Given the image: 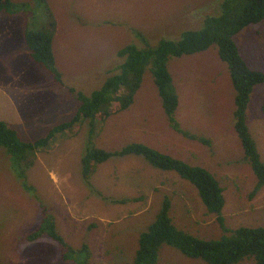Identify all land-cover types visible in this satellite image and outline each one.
I'll return each instance as SVG.
<instances>
[{
    "label": "rangeland",
    "instance_id": "1",
    "mask_svg": "<svg viewBox=\"0 0 264 264\" xmlns=\"http://www.w3.org/2000/svg\"><path fill=\"white\" fill-rule=\"evenodd\" d=\"M11 1L26 5L13 14L0 13V118H5L0 120L8 122L24 142L40 140L53 127L72 121L80 105L78 94L89 97L119 72V50L127 46L154 48L166 39L177 41L185 31L200 30L204 18L218 13L221 3ZM47 11L56 23L52 48L61 84L31 60L23 40L26 30L47 31ZM233 39L245 63L264 73V20L245 27ZM167 67L178 98L174 113L177 129L170 124L150 68L146 67L134 101L126 110L99 122L93 136L84 121L56 134L45 149L36 153L23 178L20 172L24 164L16 166L0 147V264H73L61 260L56 242L47 236L26 240L40 223L43 210L53 218L57 233L78 251L75 258L87 264L131 263L140 234L154 222L166 198L178 230L204 240L226 234L216 215L207 212L196 188L173 171L155 169L168 179H178L177 185L154 191L153 200L147 198L149 191L145 195L142 189L133 203L124 198L134 191H123L112 182L126 160L113 157L97 164L86 180L81 159L89 141L92 147L106 152L142 144L201 167L223 191L221 215L228 231L264 227V185L253 192L257 179L234 131L235 91L216 46L172 57ZM263 101L264 83L253 88L247 108V125L264 163ZM139 161L149 167L143 157ZM106 196L116 199L111 201ZM156 264L206 263L163 244ZM240 264L254 263L249 260Z\"/></svg>",
    "mask_w": 264,
    "mask_h": 264
},
{
    "label": "trees",
    "instance_id": "2",
    "mask_svg": "<svg viewBox=\"0 0 264 264\" xmlns=\"http://www.w3.org/2000/svg\"><path fill=\"white\" fill-rule=\"evenodd\" d=\"M25 5L17 6L11 0H0V13L13 14ZM47 14L49 17L47 31L26 30L23 40L31 60L40 65L55 83L61 84V75L55 67L52 48V34L56 23L50 11H47ZM263 20L264 0H221L219 12L204 18L200 30L185 31L177 41L161 40L154 48L140 49L136 46H127L119 50L117 56L122 59L119 72L106 79L101 88L89 97L78 94L80 105L72 121L53 127L44 138L24 142L7 122L0 120V147L6 150L9 159L16 166L24 164V169L20 172L23 178L24 170L35 161L36 153L45 149L56 134L61 135L67 128L84 121L88 123L89 135L93 136L94 127L99 122L126 110L134 101L146 67L150 68L165 114L172 127L177 129L174 113L178 106V98L171 87L168 61L172 57L205 51L214 45L219 59L228 68L235 91L234 131L240 140L244 158L256 176L257 183L253 192H257L264 185V163L260 159L247 125V108L253 88L264 83V73L251 69L245 63L233 38L245 27ZM136 36L143 40L140 34ZM261 109L264 114V101ZM204 143L208 144L207 141ZM87 145L81 159L82 174L86 180L90 178L97 164L112 157L142 156L154 168L173 171L193 185L207 212L216 215L217 223L226 233L219 239L204 240L178 230L172 223L169 215L171 204L166 198L154 222L140 234L138 250L129 264H156L163 244L177 249L187 258L200 259L206 264H240L249 260L254 264H264V227H239L228 231L221 215L224 206L223 191L205 169L190 166L142 144L128 145L117 152H106L92 147L90 141ZM43 236L56 242L64 263L87 264L86 261L82 262L75 258L78 251L57 233L53 218L44 210L40 223L26 236V240L32 242ZM82 249L86 251L87 247L83 246Z\"/></svg>",
    "mask_w": 264,
    "mask_h": 264
},
{
    "label": "crops",
    "instance_id": "3",
    "mask_svg": "<svg viewBox=\"0 0 264 264\" xmlns=\"http://www.w3.org/2000/svg\"><path fill=\"white\" fill-rule=\"evenodd\" d=\"M0 119L5 120V118H0ZM140 157L142 156H138V155L118 156L120 160H123V161L126 160L125 166L120 167L118 169V172L116 173L117 177L115 180H112V182L119 184L123 191H129V190L134 191V195L129 194L124 198V200L130 199L131 200L130 202L136 200V198L138 197L137 195L138 191H142V189H144L145 195L147 194V190H148L149 197L147 198H149L150 200L151 199L153 200L151 195H154L153 194L154 191L160 190V188H162L161 190L164 191V188L167 187L168 184H170L169 187L173 186L174 184L177 185L176 182H178V179L176 181L172 179H168L164 172L160 173L158 171H155L156 168L151 166L149 163H148L149 167L145 165L144 163H141L139 161ZM165 189L168 190V188H165ZM104 198L111 200V201H114L116 199L112 196H109V197L106 196Z\"/></svg>",
    "mask_w": 264,
    "mask_h": 264
}]
</instances>
